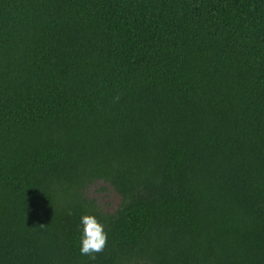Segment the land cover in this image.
Segmentation results:
<instances>
[{"label":"trees","instance_id":"16d2710c","mask_svg":"<svg viewBox=\"0 0 264 264\" xmlns=\"http://www.w3.org/2000/svg\"><path fill=\"white\" fill-rule=\"evenodd\" d=\"M0 264H264V0H0Z\"/></svg>","mask_w":264,"mask_h":264},{"label":"clouds","instance_id":"9594fccd","mask_svg":"<svg viewBox=\"0 0 264 264\" xmlns=\"http://www.w3.org/2000/svg\"><path fill=\"white\" fill-rule=\"evenodd\" d=\"M83 234L81 237L80 252L82 255L95 258V254L102 252L107 244V234L104 227L93 215H83ZM41 224L40 226H43Z\"/></svg>","mask_w":264,"mask_h":264},{"label":"rangeland","instance_id":"374dc122","mask_svg":"<svg viewBox=\"0 0 264 264\" xmlns=\"http://www.w3.org/2000/svg\"><path fill=\"white\" fill-rule=\"evenodd\" d=\"M87 194L92 195V196L96 195L95 192H93L92 188L88 189ZM98 197L100 199V202H102V201L103 202H111V203L115 202V198L110 194H107L106 197L104 195H99Z\"/></svg>","mask_w":264,"mask_h":264}]
</instances>
